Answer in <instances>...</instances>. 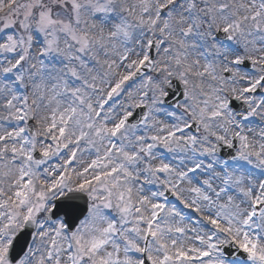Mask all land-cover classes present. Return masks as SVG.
<instances>
[{"label":"snow or ice","instance_id":"1","mask_svg":"<svg viewBox=\"0 0 264 264\" xmlns=\"http://www.w3.org/2000/svg\"><path fill=\"white\" fill-rule=\"evenodd\" d=\"M0 264H264V0H0Z\"/></svg>","mask_w":264,"mask_h":264}]
</instances>
